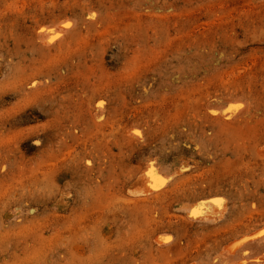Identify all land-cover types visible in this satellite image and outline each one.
I'll list each match as a JSON object with an SVG mask.
<instances>
[{"label":"rangeland","instance_id":"374dc122","mask_svg":"<svg viewBox=\"0 0 264 264\" xmlns=\"http://www.w3.org/2000/svg\"><path fill=\"white\" fill-rule=\"evenodd\" d=\"M263 150L264 0H0V264H264Z\"/></svg>","mask_w":264,"mask_h":264},{"label":"bare ground","instance_id":"6f19581e","mask_svg":"<svg viewBox=\"0 0 264 264\" xmlns=\"http://www.w3.org/2000/svg\"><path fill=\"white\" fill-rule=\"evenodd\" d=\"M262 153H264V150L262 151ZM165 186H166V179H163L156 175L153 169L152 162L150 161L146 163L145 167L136 176L135 181L133 182V184H131V187L129 189V194L135 198H149L151 195L156 194L162 189H164ZM207 198L198 200L195 203L192 202L193 204L190 203L191 205H189L190 209L188 213L190 218L200 221L215 222V221H219L223 217L225 213V206H224L225 204L223 203L222 199L221 198L219 199L218 196L217 198H213L212 196V199L210 197L209 199ZM263 234H264V228L258 231L257 233L255 232L254 235H250L249 237L247 236V238H244V236H242L244 239H241L242 237H240L239 240L238 239L236 240L237 242L235 241L236 242L235 244L233 243L234 242L233 241L232 242L233 245L229 244L228 247H225L224 259L228 261L233 260L234 257L240 253V251L245 252V248H246L245 246H247V243L248 244L249 243L251 244L252 242L254 243V240H256V238L260 239L261 236H263ZM166 240L167 239H163L161 241H166ZM240 260L244 261L243 258H241Z\"/></svg>","mask_w":264,"mask_h":264}]
</instances>
